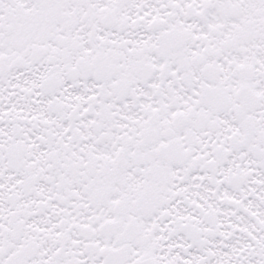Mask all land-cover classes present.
Returning <instances> with one entry per match:
<instances>
[{
    "label": "snow or ice",
    "instance_id": "6c2138e0",
    "mask_svg": "<svg viewBox=\"0 0 264 264\" xmlns=\"http://www.w3.org/2000/svg\"><path fill=\"white\" fill-rule=\"evenodd\" d=\"M0 264H264V0H0Z\"/></svg>",
    "mask_w": 264,
    "mask_h": 264
}]
</instances>
